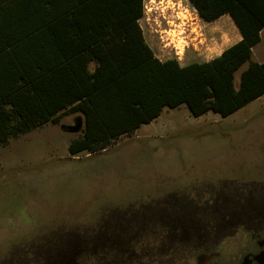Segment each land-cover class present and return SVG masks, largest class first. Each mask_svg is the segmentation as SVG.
I'll use <instances>...</instances> for the list:
<instances>
[{
    "label": "rangeland",
    "instance_id": "374dc122",
    "mask_svg": "<svg viewBox=\"0 0 264 264\" xmlns=\"http://www.w3.org/2000/svg\"><path fill=\"white\" fill-rule=\"evenodd\" d=\"M175 1L147 0L141 19L162 58L176 57L164 45L168 37L178 36V16L191 18L188 12L193 11L187 0L178 8ZM178 9L182 11L176 14ZM190 28L195 27L185 35L194 34ZM206 29H201L202 41L187 42L180 63L187 61L188 50L208 59L223 48L220 41L209 40ZM228 37L233 38L231 31ZM253 55L263 58L264 33ZM245 66L236 71L237 85ZM78 123H83L80 113L65 114L58 123L49 121L0 146V264L102 263L112 254L97 248L94 237H88L93 244L86 246L85 230L94 232L112 207H127L160 188L187 192L208 180L264 182V95L227 116L212 110L195 116L185 103L165 106L151 122L105 149L73 155L68 146L82 126H70ZM191 244L185 238L183 264H195ZM119 258L121 264L132 261L125 253Z\"/></svg>",
    "mask_w": 264,
    "mask_h": 264
},
{
    "label": "trees",
    "instance_id": "16d2710c",
    "mask_svg": "<svg viewBox=\"0 0 264 264\" xmlns=\"http://www.w3.org/2000/svg\"><path fill=\"white\" fill-rule=\"evenodd\" d=\"M189 1L204 22L229 13L242 38L208 61L181 64L161 60L145 41L143 0L136 7L135 0H0V146L80 113L82 131L69 151L96 152L165 106L227 116L263 95L264 61L253 59L252 47L261 39L264 0ZM65 38L84 43L60 44Z\"/></svg>",
    "mask_w": 264,
    "mask_h": 264
},
{
    "label": "flooded vegetation",
    "instance_id": "af4514ba",
    "mask_svg": "<svg viewBox=\"0 0 264 264\" xmlns=\"http://www.w3.org/2000/svg\"><path fill=\"white\" fill-rule=\"evenodd\" d=\"M146 196L103 213L94 232L86 227L85 245L94 237L112 254L98 264H121L124 253L132 258L127 264H183L185 238L195 264L201 256L206 264H264V182L208 180L187 192L160 188Z\"/></svg>",
    "mask_w": 264,
    "mask_h": 264
},
{
    "label": "crops",
    "instance_id": "0c3cea01",
    "mask_svg": "<svg viewBox=\"0 0 264 264\" xmlns=\"http://www.w3.org/2000/svg\"><path fill=\"white\" fill-rule=\"evenodd\" d=\"M142 3H143V15L138 18V22H139L140 27L142 29L144 39L147 42V44L152 48V50L154 51V54L158 58H160L161 60L168 59L170 57L162 58L160 55H157V53L155 52L152 44L149 42V40L147 38V35L145 33V29H144L143 25L141 24V19L144 16L145 8H147V0H143ZM186 4L187 5L190 4L192 6V8H193V5L191 4V2L189 0H187ZM136 5H137V0H135L134 7H136ZM188 9L189 8H187V10ZM179 11H181V10L180 9L176 10V13H179ZM188 13L191 16V18H189V19H194L195 18L197 20V22L199 24V30L198 31H195L194 34L190 31L187 35L184 34L183 36H186V38H187L188 41H193V40H196V39L199 38V42H200V41H202L204 39V38H202L204 36V32H201V29L202 28H205V29L207 28L206 31H208V33L210 35L209 40L212 41L213 39H216V41H220L223 44V48L216 55H214V56H212L211 58H208V59H200L197 54H195L193 51L188 50V51H186V54H185V57H186L187 61L184 64H188V63L195 62V61H200V62L201 61H208V60L212 59L213 57H215L217 55H220L225 48H227L228 46L232 45L233 43L239 41L242 38L241 32L239 31L240 33H238L239 28L237 27V25L235 24V22L233 21V19L230 16L229 13H225V14L221 15L219 18H217L216 20L211 21V22H204V21H202L198 17L197 9L194 10V8H193V11L192 12H188ZM232 21H233V23H232ZM189 27H191V24L189 25ZM215 28H217V30H215ZM218 28H219V30H218ZM190 30H193V28H190ZM228 30L231 31V33L233 34V38H230V41H227L226 40V39L229 38L228 37V34H229V31ZM263 33H264V27L262 28V30L260 32V36H261L260 41L252 47V55H253V49L255 48V46H257L258 44L261 43L262 38H263ZM211 35H215L216 37H213ZM83 43L84 42H73L69 38H65L63 40V42H60V44H64L66 46H70L72 44H74L73 46H80ZM165 46H167V45L165 44L164 47ZM253 57H254V55H253ZM261 57H263V58H261V59H258V58L254 59L253 58V59L256 60V61H258V62H263L264 61V56L261 55ZM95 64H96V59L95 58L92 59V60H90V62H89V70L92 71L94 69V67H95ZM80 125H81V123H79V126L78 127H80Z\"/></svg>",
    "mask_w": 264,
    "mask_h": 264
},
{
    "label": "built area",
    "instance_id": "2783aa9c",
    "mask_svg": "<svg viewBox=\"0 0 264 264\" xmlns=\"http://www.w3.org/2000/svg\"><path fill=\"white\" fill-rule=\"evenodd\" d=\"M175 3L177 4V8H178V3L182 4V0L175 1ZM194 10H196V8L193 6ZM182 11V9H181ZM177 14V13H176ZM179 20H180V25L178 27V29H174L176 31H178V36L175 35L176 39H173V37H168V42L165 43L166 45H170L173 49L174 52L176 54V57L178 60L182 58L183 54H184V50L185 47L188 45V40L186 38V36H183L184 34H186L187 32V28L189 27V25H193L195 27V29L193 30V32L197 31V28H199V24L197 22V20L194 19H189L187 16L185 18H180V16H178ZM172 28H170L169 30H171ZM182 37V41H179V38Z\"/></svg>",
    "mask_w": 264,
    "mask_h": 264
},
{
    "label": "water",
    "instance_id": "95a60500",
    "mask_svg": "<svg viewBox=\"0 0 264 264\" xmlns=\"http://www.w3.org/2000/svg\"><path fill=\"white\" fill-rule=\"evenodd\" d=\"M78 126L79 125H77V126H72V127H70L72 130H76V129H78ZM207 256L206 257H199L198 258V261H197V264H206V260H207Z\"/></svg>",
    "mask_w": 264,
    "mask_h": 264
}]
</instances>
